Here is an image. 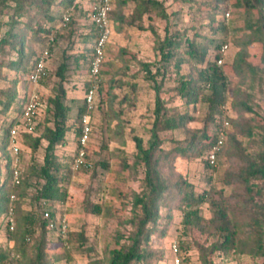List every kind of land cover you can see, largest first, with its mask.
Here are the masks:
<instances>
[{
	"label": "rangeland",
	"instance_id": "1",
	"mask_svg": "<svg viewBox=\"0 0 264 264\" xmlns=\"http://www.w3.org/2000/svg\"><path fill=\"white\" fill-rule=\"evenodd\" d=\"M154 1L157 3L152 5L151 13L134 26L131 19L134 1L113 0L112 35L106 47L101 77L105 83L101 84V103L96 105L92 115V131L86 145L85 167H74L79 149L75 130L79 127L78 115L84 106L89 81L88 59L95 29L92 22L98 0H58V6L52 7V15L56 18L54 23L36 17V21H39L43 28L50 30L51 38H57L54 46H50L47 37L35 28L30 30L32 24L21 25L22 44L32 47L37 52L36 64L42 61L45 67L48 79L44 85L40 82L33 83L31 79L29 83L23 82L28 76L10 65L19 59L16 52L8 50L7 53L0 54V102L3 103L0 105L1 173L4 178L9 170V159L13 174L16 165L21 173L19 184L13 178L15 186L6 185L3 187L4 192L0 193V200H3L0 212V264H28L41 247L46 264H107L111 250L132 246L142 216L136 201L149 194L145 185V167L137 160L135 139H142L144 146L148 147L155 121L157 99H161L163 110L167 114L171 115L180 110L187 111L192 116V120L185 124V129L159 134L162 148L167 151L185 147L187 138L197 135L196 132L204 127L209 111L208 105L202 103L199 98L191 104H186L176 95L174 89L177 85V75L172 66L161 70L156 82L145 71L143 65H149L153 74L160 67L159 44L168 32L180 31L189 35L199 32L205 35L217 28L219 22H224L227 35L217 36V40L228 47L223 54L221 66L226 65L231 83L227 91L226 114L233 119V127L230 129L229 140L218 167L209 169L204 157L183 156L178 153L173 161L176 171L195 186L197 193L203 192L204 189H215L223 191L226 197H231L234 188L224 184L222 179L226 172H233L238 165L236 154L242 151L256 157L263 151L264 74L259 72L256 77H251L246 71V65L259 66L263 37L259 32L248 28L249 20L242 1ZM200 3L207 6L204 11L199 10ZM215 6L222 8V11L219 15H209L206 10ZM261 12L263 13L264 9H261ZM257 16L255 12L251 20L256 21ZM66 18L68 20H65ZM8 19L7 16L0 19V37L9 29L3 25ZM35 26L37 25L34 23ZM63 62L69 64L67 81L64 82V102L70 108L67 124L70 131L67 133L65 144L58 147L57 154L64 166L65 198L49 206L56 217L65 214L68 231L85 233L88 242L82 250L65 245L56 231H50L42 224L45 219V207L41 212L39 202L35 199L38 185L32 168L42 165L44 156L42 150L34 151L29 147V144L41 135L40 131L36 130V125L39 122L46 125L48 120L50 124L51 117H46L45 106L47 100L59 92L61 79L56 72ZM184 68L183 72H187L189 66L185 65ZM23 88L26 90L23 91ZM14 93L18 96V101L24 100L20 110H17V102L6 108L5 96ZM33 96L40 98L42 106L32 122L27 123L24 119L25 109ZM247 106L252 107L251 113L246 109ZM240 124L252 126L253 137L242 135L239 132ZM7 127L11 128V131L14 130L15 135L10 132L7 136ZM211 128L214 130L213 126ZM4 140L8 146L5 150ZM14 146L19 148L18 156L14 153ZM102 164H107L108 167L104 168ZM162 178L166 187L175 185V182L166 176L165 171L162 172ZM258 190L254 204L248 207L249 216L241 215L238 220L240 247L245 253L232 252L224 255L215 250L216 244L221 242L218 236L208 237L196 229H191L185 234L182 213L178 210L171 212L168 233L164 237L159 236L164 224L163 221L160 222L157 231L150 234L148 242H143L144 251L163 252L164 258L159 264H175L172 244L184 242L188 252L178 253L179 264H264V222L261 227L262 249H250L248 244L251 240L247 235L250 217L264 218L263 181L259 182ZM230 202H236L235 198H231ZM96 204L103 207L100 216L91 213ZM166 213V208H160L162 217ZM201 215L205 218L212 216L209 204L201 208ZM23 216L31 218L30 223L34 229L25 257H21L16 251L15 239L8 231V223L14 220L20 229V219Z\"/></svg>",
	"mask_w": 264,
	"mask_h": 264
},
{
	"label": "trees",
	"instance_id": "2",
	"mask_svg": "<svg viewBox=\"0 0 264 264\" xmlns=\"http://www.w3.org/2000/svg\"><path fill=\"white\" fill-rule=\"evenodd\" d=\"M72 0H70L71 2ZM135 6L132 12V25L142 21L143 17L151 13L154 0H133ZM243 8L248 16V28L251 31L259 32L264 38V0H241ZM110 19L114 12L113 0ZM58 0H0V19L7 16L9 19L3 25L9 27L3 37H0V54L16 52L19 56L17 62H11V67L16 70H21L23 74L27 75L28 79L23 80L24 83H29L31 74L35 69L37 62V52L29 46H24L20 40V27L24 24H32L30 30L36 29L37 32L45 35L49 41L50 46H54L57 38H51L50 30L43 28L36 17L41 18L45 22L54 23L56 18L52 15V7L58 6ZM99 5V0L97 7ZM96 7V8H97ZM199 10L204 11L207 6L202 3L199 4ZM209 15H219L222 11L220 7H212L206 10ZM257 12V20H251V16ZM96 13V10H95ZM94 13V14H95ZM34 23L35 26L34 27ZM93 42L91 52L89 55V68L92 61L93 46L97 37V28L93 20ZM143 28L142 26H139ZM226 36V26L224 22H219L217 28L211 30L209 34H200L194 32L189 35L186 32L173 31L168 32L159 44L160 67L157 68L155 74L150 70L149 65H143L145 71L150 74L153 81H157L161 70L172 66L175 70L177 83L174 91L176 95L186 104H191L198 99L208 105V114L204 121V127L197 131V135L187 138V145L182 148H175L174 150H165L162 148V143L159 137L161 132L176 131L185 129V124L192 120V116L187 112L180 110L173 114H167L163 109L161 99H157L155 110V121L152 128V136L148 147L144 146L143 140L135 139L137 148V160L145 167V185L149 194L145 198H138L136 206L140 207L142 212L139 223V230L136 233L132 246L128 248L114 249L109 252V260L107 264H159L163 261L164 253L155 251L149 253L144 251L142 244L148 242L150 234L157 231V226L163 221V227L160 230V237H164L171 226V212L178 210L182 213V225L184 233L187 234L191 229H196L208 237L218 236L221 242L216 244L215 250L219 253L228 255L232 252L245 253L240 247V235L238 231V220L241 215L249 216L248 207L255 202V198L259 194V182H264V137L262 139L263 151L258 153L256 157L245 154L242 151L236 154L238 158V165L233 172H226L223 176L222 182L231 188L234 192L231 197H226L221 190H207L197 193L195 186L191 185L185 178H183L175 169L173 161L176 154L183 156L194 155L197 158H205L207 168L216 169L224 154V148L229 140V132L233 127V119L226 114L227 91L230 86L227 68L218 65V60L223 58L221 49L224 45L220 44L217 36ZM263 52L259 66L246 65V71L251 77H256L259 72L264 74V40ZM78 65V60L76 59ZM188 65V71H184V66ZM261 69V70H260ZM69 64L63 62L57 69L56 75L61 79L58 88V94L47 100L45 113L46 117L50 116V125L47 121L46 125L39 122L36 125V130L40 131L41 135L31 144L34 151H43V164L32 168V174L37 177V196L35 199L39 202V208L42 212L44 204H54L65 198V191L63 189L64 166L59 161L57 149L63 146L66 142L67 133L70 131L68 120L70 108L65 105V90L64 82L67 81V72ZM1 72V67H0ZM40 80L42 85L48 79L47 74ZM102 77V71L101 75ZM105 83L102 78L99 83V90L97 92L96 104L101 103L99 100L101 92V84ZM113 84V82L111 83ZM90 83L87 82V89ZM86 89V90H87ZM158 87L156 88V90ZM25 91L26 89H22ZM16 93L5 96L6 108L12 103L17 102V110L23 107V101L17 100ZM25 99V97H24ZM0 105H3L0 102ZM246 109L251 113L252 107L247 106ZM94 112H92L93 115ZM87 114V108L84 104L80 109L78 115L79 127L75 130L77 132L78 140L82 134L81 121L83 116ZM229 123V127L225 129V123ZM214 127V130L211 127ZM226 132L225 140L221 151L216 158V165L212 166L208 160V156L212 150L213 145L217 142L221 131ZM11 128L5 129V134L9 136ZM239 132L247 137H253L254 129L250 125L240 124ZM44 143L46 145L44 146ZM237 145L239 143L237 142ZM7 142L4 140V150L7 148ZM193 152V154H192ZM8 155V154H7ZM9 156H7L8 158ZM8 168L5 177H2L0 166V193L4 192L3 187L6 185H14V174L12 170L11 160H8ZM107 168V164H102ZM7 167V166H6ZM7 168V169H8ZM165 171L171 181L175 182L173 187H166L163 183L162 172ZM3 178V179H2ZM29 180L27 176L26 181ZM25 183V181H24ZM5 189V188H4ZM235 198L234 203H231V198ZM209 204L212 216L205 218L201 215V208ZM3 205V200H0V212ZM160 208H166L165 216L160 215ZM94 215H102L103 207L96 204L91 209ZM55 215V214H54ZM262 215L264 216V210ZM16 219V216L15 218ZM43 219V218H42ZM251 221L248 224V232L251 242L248 247L255 250L256 247L263 248L261 227L264 218L260 219L257 216H251ZM29 216H23L20 219V229L17 228V222L10 221L8 223V231L13 234L12 237L16 242V251L21 257H25L29 245V241L34 233L33 225L30 223ZM42 224L49 228L47 220L43 219ZM11 226L14 230H11ZM16 226V227H15ZM65 245L82 250L88 240L84 232L68 231L67 238L61 239ZM179 243V252H188V248L183 242ZM3 259V257H2ZM28 264H46L45 254L43 248L38 249L34 258ZM210 264V263H208Z\"/></svg>",
	"mask_w": 264,
	"mask_h": 264
},
{
	"label": "built area",
	"instance_id": "3",
	"mask_svg": "<svg viewBox=\"0 0 264 264\" xmlns=\"http://www.w3.org/2000/svg\"><path fill=\"white\" fill-rule=\"evenodd\" d=\"M112 10V3L111 0H99V5L96 8V13L94 14V23L97 28V37L93 46V55H92V61L89 68V88L85 91L84 96V104L87 108V114H85L81 121V130L82 134L78 140L79 142V149L77 151L76 159L74 161V167L75 169H79L81 167L86 166V145L89 142V137L92 131V112H94L96 108V97L97 92L99 90V83H100V75L104 64V58H105V52L107 44L110 41L111 35H112V26H111V19H110V13ZM65 20H68L66 18ZM228 49L227 45L223 46L221 49L222 54H225L226 50ZM223 58H220L218 60V65H222ZM45 67L41 62L36 64L35 69L33 73L31 74V81L33 83L40 82L41 78L45 76ZM42 106V101L39 97L33 96L31 101L29 102L28 106L25 109V121L32 122V119L36 114H38V110ZM31 125V124H27ZM225 129L229 127V123L226 122ZM12 135H15V131H11ZM226 132L221 131L219 134V138L217 142L213 145L212 150L208 156V160L212 166L216 165V158L218 153L221 151L224 140H225ZM15 155L19 154V148L17 146L13 147ZM18 156V155H17ZM18 163V159L16 160V164ZM20 170L16 165V168L14 169V179L17 184L20 183ZM44 218L49 223V228L51 230H54L58 233V235L65 239L67 237L68 233V222L67 218L64 215L61 217H56L54 215L53 209L48 204H44ZM11 230H14V227L11 226ZM172 253L176 257L175 264H179L180 260L177 258L178 252H179V243L174 242L172 244Z\"/></svg>",
	"mask_w": 264,
	"mask_h": 264
}]
</instances>
